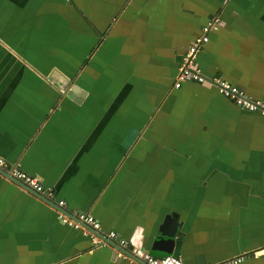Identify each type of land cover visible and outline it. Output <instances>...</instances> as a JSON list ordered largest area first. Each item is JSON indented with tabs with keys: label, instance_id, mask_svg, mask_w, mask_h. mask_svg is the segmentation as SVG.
Here are the masks:
<instances>
[{
	"label": "crops",
	"instance_id": "obj_1",
	"mask_svg": "<svg viewBox=\"0 0 264 264\" xmlns=\"http://www.w3.org/2000/svg\"><path fill=\"white\" fill-rule=\"evenodd\" d=\"M214 19L196 66L264 100V0H0V156L52 189L0 167V264H132L108 231L183 264H264V117L172 87ZM59 200L100 231L60 222Z\"/></svg>",
	"mask_w": 264,
	"mask_h": 264
},
{
	"label": "built area",
	"instance_id": "obj_2",
	"mask_svg": "<svg viewBox=\"0 0 264 264\" xmlns=\"http://www.w3.org/2000/svg\"><path fill=\"white\" fill-rule=\"evenodd\" d=\"M217 19L207 22L202 27V32L196 36L193 42L188 46L185 53L182 56V61L177 66V71L174 76L172 87L178 88L183 82H196L204 85L209 84L213 86L217 92L232 101L234 104L251 112H257L260 116L264 117V100L254 99L249 97L241 88L230 83L221 77H208L201 72L195 64V59L198 51L202 45L208 40V32L216 27ZM0 167H7L6 172L16 180L22 182L25 186L32 189L36 193L42 196H50L52 194L51 187L45 186L40 178L36 175L28 174L23 171L17 164H8L4 158L0 156ZM58 208L57 217L60 222L80 229L81 231L89 228L93 232L100 231V222L92 214L79 211L74 216H69L60 208L64 207V201L59 200L54 205ZM90 232V231H89ZM91 237L93 234L90 232ZM108 239L122 251V256L132 255L135 260L132 264H183L178 256L172 254H155L150 250L142 247H133L128 250V241L122 237H119L114 231H108L105 235ZM242 259V256L225 260L219 263L207 262L205 264H236Z\"/></svg>",
	"mask_w": 264,
	"mask_h": 264
},
{
	"label": "water",
	"instance_id": "obj_3",
	"mask_svg": "<svg viewBox=\"0 0 264 264\" xmlns=\"http://www.w3.org/2000/svg\"><path fill=\"white\" fill-rule=\"evenodd\" d=\"M3 174H5V173H3ZM5 176H7V175H5ZM7 177L10 178V179L11 178L13 179V177H11L9 175ZM18 182H20V181H18ZM20 183L22 185H24L22 182H20ZM25 187H27V186H25ZM177 225H178V222L176 220V216L172 214L171 216H167L163 220V223L159 227V232L162 235H165V236H167L169 238H174L175 237V232H176V229H177ZM158 254H168V253L158 252ZM199 264H204L202 259L199 260Z\"/></svg>",
	"mask_w": 264,
	"mask_h": 264
}]
</instances>
